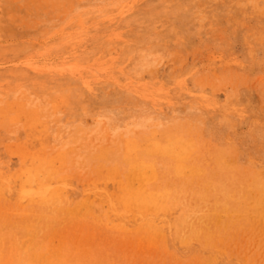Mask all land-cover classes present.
<instances>
[{"label":"rangeland","instance_id":"1","mask_svg":"<svg viewBox=\"0 0 264 264\" xmlns=\"http://www.w3.org/2000/svg\"><path fill=\"white\" fill-rule=\"evenodd\" d=\"M263 71L264 0H0L6 260L31 248L58 264H264ZM181 140L185 172L155 152ZM36 168L60 205L23 198ZM140 182L171 200L159 214L118 201Z\"/></svg>","mask_w":264,"mask_h":264},{"label":"bare ground","instance_id":"2","mask_svg":"<svg viewBox=\"0 0 264 264\" xmlns=\"http://www.w3.org/2000/svg\"><path fill=\"white\" fill-rule=\"evenodd\" d=\"M166 9V8H165ZM191 14V13H190ZM186 20V19H185ZM97 27V26H96ZM174 29V28H173ZM194 29V28H193ZM192 29V30H193ZM129 30V29H128ZM183 30V29H182ZM124 31H126V30H124ZM166 40V39H165ZM128 42V41H127ZM129 43V42H128ZM166 45V44H165ZM178 50V49H177ZM110 56V55H109ZM177 57H178V55H177ZM176 57V58H177ZM107 58H109V57H107ZM130 58V57H129ZM178 59V58H177ZM131 60V59H130ZM179 61V60H178ZM92 62H93V60H92ZM91 62V63H92ZM173 62V61H172ZM177 62V61H176ZM98 63V62H97ZM126 63V62H125ZM129 63V62H128ZM178 63V62H177ZM93 64V63H92ZM109 66V65H108ZM69 67V66H68ZM91 67V66H90ZM96 67V66H95ZM84 68V67H83ZM54 70V69H53ZM67 70V69H66ZM71 70V69H70ZM115 70V69H114ZM57 71V70H56ZM81 71V70H80ZM107 71V70H106ZM71 72V71H70ZM264 72V71H263ZM46 73V72H45ZM123 73V72H122ZM91 74V73H90ZM108 76H111V75H109L108 74ZM262 76V75H261ZM260 76V77H261ZM102 77V76H101ZM107 77V76H106ZM260 77H259V79H260ZM104 79V78H103ZM83 80H85V79H83ZM110 79H108V81H109ZM263 80V79H262ZM102 81V80H101ZM135 81V80H134ZM127 82V81H126ZM125 82V83H126ZM88 83V82H87ZM90 84V83H89ZM123 84V83H122ZM151 84V83H150ZM153 84H155V83H153ZM101 85V84H100ZM99 86V85H98ZM147 87V86H146ZM124 88V87H123ZM127 88V87H126ZM1 89V88H0ZM86 89V88H85ZM120 90V89H119ZM263 90V89H262ZM129 91V90H128ZM133 91V90H132ZM85 92V91H84ZM162 92V91H161ZM86 93V92H85ZM162 94V93H161ZM88 96V95H87ZM139 96V95H138ZM142 97V96H141ZM262 97H264V96H262ZM148 98V97H147ZM14 102V101H13ZM8 103V102H7ZM7 103H6V105H7ZM19 103V102H18ZM22 103V102H21ZM9 104V103H8ZM10 105V104H9ZM16 105V104H15ZM197 108V107H196ZM184 109V108H183ZM18 110H20L19 108H18ZM218 112V111H217ZM107 116V115H106ZM12 117V116H11ZM10 120V119H9ZM92 120V119H91ZM10 122H11V120H10ZM209 122V121H208ZM169 123V122H168ZM43 125V124H42ZM122 126V125H121ZM26 130V129H25ZM78 130V129H77ZM170 132V131H169ZM43 134V133H42ZM41 134V135H42ZM74 134H75V132H74ZM23 135V134H22ZM174 135V134H173ZM16 138V137H15ZM181 138V137H180ZM179 138V139H180ZM17 139V138H16ZM22 139V138H21ZM71 139V138H70ZM166 139H168V138H166ZM177 140V139H176ZM21 141V140H20ZM18 142V141H17ZM22 142V141H21ZM125 142V141H124ZM176 142V143H175ZM185 142V140L182 142V140L181 141H174V144L173 145H170V146H168V147H165L164 145L161 147L160 145H158L159 144V142H158V144L156 145V149L158 150V151H155V152H161V153H168V156H169V154L171 155V156H173L174 158H177V160H179L180 162H182V165L180 166V168H178V170L180 171V172H185L186 171V166L183 164L184 162H183V160H184V156L183 155H185L184 153H186V151L185 150H187L188 148H187V144L186 143H184ZM15 144V143H14ZM17 144V143H16ZM21 144V143H20ZM125 144H126V142H125ZM154 144H155V142H154ZM192 144V143H191ZM11 145V144H10ZM190 145V144H189ZM14 146V145H13ZM22 146V145H21ZM152 146H154V145H152ZM192 146V145H191ZM15 147V146H14ZM150 147V146H149ZM148 147V148H149ZM194 147V146H193ZM13 148V147H12ZM23 149V148H22ZM190 149H193L194 150V148H190ZM13 150V149H12ZM17 150V149H16ZM15 151V150H14ZM133 151V150H132ZM131 151V152H132ZM188 151H190V150H188ZM102 152V151H101ZM160 153V154H161ZM4 154V153H3ZM14 154V153H13ZM153 154V153H152ZM156 154V153H155ZM11 154H9V156H10ZM96 155V154H95ZM95 155H93V156H95ZM167 155V154H166ZM211 155V154H210ZM14 156V155H13ZM12 156V157H13ZM93 156H92V158H93ZM100 157V156H99ZM27 158V157H26ZM97 158V157H96ZM137 158V157H136ZM185 158H187V157H185ZM156 159V158H155ZM188 159V158H187ZM56 160H58V159H56ZM216 160V159H215ZM223 160V159H222ZM15 161H16V159H15ZM191 161V160H190ZM14 162V161H13ZM206 162V161H205ZM139 163V162H138ZM226 163V162H225ZM64 164V163H63ZM151 164V163H150ZM47 165V164H46ZM52 165V164H51ZM145 165V164H144ZM143 165V166H144ZM229 165V164H228ZM44 166V165H43ZM62 166V165H61ZM148 166L150 167V166H152V165H149L148 164ZM147 166V167H148ZM195 166V165H194ZM36 167V166H35ZM109 167V166H108ZM147 167H142V166H139V167H137V169L135 170L136 172H139V175H137L138 177H141L142 175H144L145 173V175H147L148 173L146 172V168ZM232 167H233V165H232ZM41 168H36V169H31V172H27L26 173V176H24L25 178L23 179V181H22V183H21V190H22V195H24V197L23 198H25V197H30V199H31V201L34 199V198H40V199H43V200H45V202L46 201H48V203H45V204H43V205H46V204H49V202H51L52 203V205L54 204H57V205H60V204H58V199H59V197L57 196V195H55V193L54 192H52L51 190H49L47 187H46V181L48 180V178L50 177V172H48L47 170H44L43 171V168H42V170H40ZM51 169V168H50ZM53 169V168H52ZM55 169V168H54ZM189 169V168H188ZM33 170V171H32ZM101 170H103V169H101ZM106 170H108V169H106ZM133 170V169H132ZM149 170H151V169H149ZM193 170V169H192ZM228 170V169H227ZM18 171H20V170H18ZM54 171V170H53ZM56 171V170H55ZM54 171V172H55ZM104 171V170H103ZM109 171H110V169H109ZM22 172V171H21ZM188 172V171H187ZM186 172V173H187ZM190 172H191V170H190ZM198 172V171H197ZM13 173V172H12ZM135 173V172H134ZM199 173V172H198ZM198 173H196L197 175H199ZM15 174H18V173H15ZM54 174H56V173H54ZM154 174H156L155 173V171H154ZM194 174V173H193ZM201 174V173H200ZM218 174V173H217ZM221 174V173H220ZM20 176H21V174H19ZM23 175V174H22ZM105 176H107L106 174H104ZM129 175V174H128ZM132 175V174H131ZM135 175H136V173H135ZM152 175H153V173H152ZM54 176V175H53ZM52 176V177H53ZM103 176V175H102ZM119 176V175H118ZM132 176H134V175H132ZM155 178H157V176H155V175H153ZM152 176V177H153ZM73 177V176H72ZM80 177V176H79ZM112 177V176H111ZM134 177H136V176H134ZM144 177V176H143ZM148 177V176H147ZM146 177V178H147ZM229 177V176H228ZM5 178V177H4ZM12 178H14V177H12ZM45 178L47 179V180H45ZM107 178V177H106ZM130 178V177H129ZM183 178V177H182ZM70 179H71V177H70ZM69 179V180H70ZM136 179V178H135ZM134 179V180H135ZM150 179H152V178H150ZM149 179V180H150ZM229 179V178H228ZM237 179V178H236ZM235 179V180H236ZM4 180V182L2 183V185H1V190H7V192H9L8 190H10V187H11V183H10V181L8 180V178H5V179H3ZM18 180V179H17ZM114 179H112L111 181H113ZM136 180H138V181H140L139 179H136ZM135 180V181H136ZM144 180H145V177H144ZM148 179L146 180L147 181V183H148V181H149ZM11 181H13V180H11ZM14 181H16V180H14ZM19 181V180H18ZM65 181V180H64ZM110 181V182H111ZM141 181H143V180H141ZM152 181H154V180H152ZM52 182V181H51ZM66 182H67V180H66ZM70 183H71V180L69 181ZM144 182V181H143ZM143 182H140L139 183V186L137 185V187H134L135 189L134 190H130L129 191V195L128 196H125V197H122V196H124L123 194H120L119 196H117V197H120V200L118 199V201L120 202V204L122 205V207L124 208V209H129V207L131 206V207H133V205L137 208V210H139L140 212H141V214L143 215V213H147V215H145V216H148V215H151V214H154L156 211L158 212V214L160 213V210H162V209H165V207H166V203L168 202L167 201V199L165 198V196H160V195H155L153 192L151 193V192H149L148 191V189L145 187V183L143 184ZM15 183H17V182H14V184ZM74 183H75V181H74ZM87 183V182H86ZM109 183V182H108ZM107 183V184H108ZM120 183L121 184H123L122 182H121V180H120ZM131 183V182H130ZM62 184H63V182H62ZM80 184V183H79ZM236 184H238V183H236ZM243 185H244V183H242ZM50 185V184H49ZM56 185V184H55ZM58 185V184H57ZM84 185V184H83ZM86 185V184H85ZM90 185V184H89ZM99 186H100V184H98ZM235 185V184H234ZM110 186V185H109ZM108 186V187H109ZM60 187V186H59ZM121 187V186H120ZM158 187V186H157ZM165 187V186H164ZM219 186H217V188H218ZM15 188V187H14ZM17 188V187H16ZM67 188V187H66ZM132 188V187H131ZM216 188V189H217ZM224 188V187H223ZM232 188V187H231ZM62 189H64L65 190V188L63 187ZM77 189V188H76ZM87 189V188H86ZM101 189V188H100ZM103 189V188H102ZM124 189V188H123ZM128 189V188H127ZM126 189V190H127ZM167 189V188H166ZM234 189V188H233ZM16 190V189H15ZM63 190V191H64ZM70 190H72V189H70ZM69 190V191H70ZM97 190H99V189H97ZM162 190V189H161ZM20 191V190H19ZM68 191V192H69ZM95 191V190H94ZM94 191H92V192H94ZM101 191H103V190H101ZM105 191V190H104ZM114 191V190H113ZM156 191V190H155ZM226 191V190H225ZM11 192V191H10ZM21 192V191H20ZM65 192H66V190H65ZM96 192V191H95ZM94 192V193H95ZM168 192H170V191H168ZM172 192V191H171ZM87 193V192H86ZM97 193V192H96ZM99 193V192H98ZM104 193V192H103ZM158 193V192H157ZM163 193V192H162ZM243 193V192H242ZM66 194V193H65ZM65 194H63L64 196H65ZM72 194V193H71ZM79 194H80V192H79ZM91 194H93V193H91ZM169 194V193H168ZM177 194V193H176ZM185 194V193H184ZM183 194V195H184ZM187 194V193H186ZM185 194V195H186ZM20 195V194H19ZM21 195V196H22ZM62 195V196H63ZM67 195V194H66ZM85 195V194H84ZM107 195V194H106ZM170 195V194H169ZM173 195V194H172ZM4 196H6V194H4ZM20 196V197H21ZM179 196V195H178ZM71 197V196H70ZM101 197V196H100ZM173 198H174V196H172ZM33 198V199H32ZM68 199H69V194H68V197H67ZM95 198V197H94ZM102 198V197H101ZM185 198V197H184ZM20 199V198H19ZM258 199V198H257ZM66 200V199H65ZM169 200V202L171 201L170 199H168ZM176 200V199H175ZM183 200V199H182ZM191 200V199H190ZM196 200V199H195ZM238 200V199H237ZM250 200V199H249ZM248 200V201H249ZM12 201V200H11ZM28 201V200H27ZM30 201V200H29ZM13 202V201H12ZM20 202H22V200L20 201ZM32 202H34V201H32ZM55 202H57V203H55ZM82 202V201H81ZM99 202H101V201H99ZM168 202V203H169ZM251 202H252V200H251ZM27 203H29V202H26V204ZM35 203V202H34ZM37 203V202H36ZM63 203V202H62ZM83 203V202H82ZM262 203H263V201H262ZM19 204V203H18ZM84 204V203H83ZM116 203H114L112 206H114ZM174 204H176V203H174ZM39 205V204H38ZM53 205V206H54ZM172 205V204H171ZM25 206V205H24ZM41 206H42V204H41ZM47 206V205H46ZM108 206H110V205H108ZM111 206V207H112ZM178 206V205H177ZM224 206V205H223ZM58 207V206H57ZM94 207V206H93ZM111 207H110V209H111ZM116 207V206H115ZM181 207V206H180ZM195 207V206H194ZM234 207V206H233ZM208 208V207H207ZM227 208V207H226ZM96 209V208H95ZM107 209H109V208H107ZM110 209H109V211H110ZM181 209V208H180ZM97 210V209H96ZM169 210V209H168ZM178 210V209H177ZM227 210V209H226ZM247 210V209H246ZM61 211V210H60ZM118 211H120V210H118ZM121 211H123V210H121ZM138 211V212H139ZM163 211H165V210H163ZM170 211V210H169ZM233 211V210H232ZM68 212V211H67ZM93 212V211H92ZM96 212V211H95ZM113 212V214H114V211H112ZM132 212V211H131ZM136 212V211H135ZM172 212V211H171ZM171 212L169 213V214H171ZM177 212V211H176ZM16 213V212H15ZM83 213V212H82ZM120 213V212H119ZM128 213V212H127ZM126 213V214H127ZM168 213V212H167ZM173 213V212H172ZM184 213V212H183ZM51 214H52V212H51ZM80 214V213H79ZM97 214H98V212H97ZM101 214V213H100ZM164 214V213H163ZM175 214V213H174ZM62 215V214H61ZM115 215V214H114ZM118 215V214H117ZM128 215V214H127ZM138 215H140V214H138ZM87 216V215H86ZM94 216V215H93ZM161 216V215H160ZM163 216V215H162ZM222 216V215H221ZM221 216H219V217H221ZM82 217V216H81ZM100 217V216H99ZM140 217V216H139ZM142 217H144V216H142ZM148 217H150V216H148ZM152 217V216H151ZM215 217H217V215L215 216ZM22 218V217H21ZM56 218V217H55ZM65 218H66V216H65ZM64 218V219H65ZM132 218V217H131ZM135 218V217H134ZM137 218V217H136ZM157 218V217H156ZM159 218V217H158ZM163 218H164V216H163ZM166 218V217H165ZM183 218V217H182ZM252 218V217H251ZM36 219V218H35ZM76 219V218H75ZM78 219V218H77ZM79 219H80V217H79ZM93 219V218H92ZM98 219V218H97ZM100 219V218H99ZM125 220H126V218H124ZM143 219H145V218H143ZM189 219V218H188ZM238 219H239V217H238ZM241 219H243V218H241ZM261 219H263V218H261ZM260 219V220H261ZM40 220V219H39ZM38 220V221H39ZM59 220H63V219H59ZM179 220H180V217H179ZM183 220H184V218H183ZM95 221V220H94ZM100 221V220H99ZM139 221V220H138ZM141 221V220H140ZM218 221V220H217ZM105 222V221H104ZM153 222V221H152ZM152 222H149V223H152ZM181 222V221H180ZM187 222V221H186ZM194 222V221H193ZM219 222V221H218ZM256 222V221H255ZM264 222V221H263ZM108 223V222H107ZM106 223V224H107ZM219 223H221V222H219ZM218 223V224H219ZM84 224V223H83ZM104 224V223H103ZM122 224V223H121ZM132 224H133V222H132ZM181 224V223H180ZM110 225V224H109ZM194 225V224H193ZM216 225V224H215ZM10 226V225H9ZM91 226V225H90ZM221 226V225H220ZM251 226V225H250ZM103 227V226H102ZM120 227H121V225H120ZM119 227V228H120ZM125 227V226H124ZM181 227H182V225H181ZM208 227V226H207ZM263 227V226H262ZM108 228V227H107ZM110 228H112V226H110ZM131 228V227H130ZM9 229V228H8ZM39 229V228H38ZM76 229V228H75ZM113 229H114V227H113ZM116 229V228H115ZM127 231L129 230V229H127V227L125 228ZM201 229V228H200ZM80 230V229H79ZM125 230V231H126ZM169 230V229H168ZM183 230V229H182ZM78 231V230H77ZM122 231H124V230H122ZM144 231V230H143ZM187 231V230H186ZM202 231H204V229L202 230ZM206 231V230H205ZM88 232V231H87ZM91 232V231H90ZM130 232V231H129ZM179 232V231H178ZM181 232V231H180ZM224 232V231H223ZM252 232V231H251ZM255 232V231H254ZM260 232V231H259ZM74 233V232H73ZM78 234H79V232H77ZM92 233H93V231H92ZM138 233V232H137ZM141 233H142V231H141ZM140 233V234H141ZM170 233V232H169ZM172 234H173V232H171ZM170 233V234H171ZM187 233V232H186ZM186 233H185V235H186ZM195 233H196V230H195ZM263 233V232H262ZM78 234H76V235H78ZM139 234V233H138ZM167 234V233H166ZM178 234H180V233H178ZM40 235V234H39ZM87 235H89V234H87ZM91 235V234H90ZM93 235V234H92ZM122 235V234H121ZM120 235V236H121ZM128 235H131V234H128ZM127 235V236H128ZM137 235V234H136ZM135 235V236H136ZM143 235V234H142ZM141 235V236H142ZM169 235V234H168ZM174 235V234H173ZM184 235V234H183ZM184 235V236H185ZM188 235V234H187ZM195 235V234H194ZM198 235H199V233H198ZM247 235V234H246ZM32 236V234L30 233L29 234V238ZM82 237H86V236H84V235H81ZM96 235H94V237H95ZM100 236V235H99ZM98 236V237H99ZM134 236V237H135ZM150 236V235H149ZM205 236V235H204ZM227 236V235H226ZM51 237V236H50ZM75 237V236H74ZM73 237V238H74ZM78 237H80L79 235H78ZM102 237H104V236H102ZM116 237V236H115ZM118 237V236H117ZM121 237H123V236H121ZM170 237V236H169ZM177 237H179V236H177ZM221 237V236H220ZM235 237V236H234ZM44 238V237H43ZM87 239H89L90 237H86ZM120 238V237H119ZM123 238H125V237H123ZM136 238V237H135ZM139 238V237H138ZM150 237H148V240H150L149 239ZM153 238V237H152ZM166 238V237H165ZM174 238V237H173ZM181 238V237H180ZM199 238V237H198ZM256 238H257V236H256ZM80 240H81V237L79 238ZM79 239H77V241L79 240ZM91 239H94V238H91ZM90 239V240H91ZM130 239H131V237H130ZM164 239V238H163ZM177 239V238H176ZM190 239V238H189ZM197 239V238H196ZM220 239V238H219ZM237 239V238H236ZM15 240V239H14ZM22 240H23V238H22ZM86 240V239H85ZM107 240V239H106ZM117 240H121V239H117ZM125 240H127V239H125ZM134 240V239H133ZM136 240V239H135ZM134 240V241H135ZM145 240V239H144ZM156 240V239H155ZM154 240V242H156ZM168 240V239H167ZM178 240V239H177ZM184 240V239H183ZM182 240V241H183ZM191 240V239H190ZM255 240V239H254ZM0 241H2V239L0 240ZM50 241H51V239H50ZM57 241V240H56ZM73 241V240H72ZM86 241H88V240H86ZM93 241V240H92ZM123 241V240H122ZM137 241V240H136ZM135 241V242H136ZM147 241V240H146ZM189 241V240H188ZM188 241H187V243H188ZM223 241V240H222ZM221 241V242H222ZM75 242V241H74ZM74 242H73V244H74ZM79 242V241H78ZM82 242V241H81ZM80 242V243H81ZM88 242H90V241H88ZM135 242H134V244H135ZM143 241H141V243H142ZM165 242H167L166 240H165ZM173 242H174V240H173ZM199 242H200V240H199ZM230 242V241H229ZM2 243V242H1ZM0 243V244H1ZM23 243V242H22ZM86 243V242H85ZM97 243H98V241H97ZM105 243H106V241H105ZM123 243H125V242H123ZM127 243V242H126ZM138 243H140V242H138ZM146 243V242H145ZM157 243V242H156ZM159 243V242H158ZM170 243V242H169ZM171 243H172V241H171ZM190 243V242H189ZM207 243V241L205 242V244ZM243 243V242H242ZM257 242H255V244H256ZM26 244V246H28L27 245V242L25 243ZM79 244V243H78ZM82 244V243H81ZM131 244H132V242H131ZM163 244H164V242H163ZM184 244V243H183ZM221 244V243H220ZM83 245V244H82ZM86 245V244H85ZM84 245V246H85ZM90 244H87V246H89ZM122 245V244H121ZM130 245V244H129ZM191 245V244H190ZM252 245V244H251ZM76 246V245H75ZM100 246V245H99ZM144 246H145V244H144ZM165 246V245H164ZM167 246V245H166ZM169 246V245H168ZM206 246V245H205ZM205 246H203V247H205ZM212 246V245H211ZM61 247H62V245H61ZM121 247V246H120ZM123 247V246H122ZM184 247H186L185 245H184ZM198 247V246H197ZM216 247V246H215ZM262 247V246H261ZM25 248H28V247H25ZM75 248V247H74ZM78 248V247H77ZM119 248V247H118ZM125 248V247H124ZM144 247H142V249H143ZM152 248V247H151ZM160 248V247H159ZM171 248V247H170ZM251 248V247H250ZM71 249V248H70ZM96 249H98V248H96ZM122 249V248H121ZM132 249H134V246L132 245V248H131V251H132ZM162 249V248H161ZM182 249V248H181ZM184 249V248H183ZM187 249H190L191 250V248H188V246H187ZM214 249V248H213ZM222 249V248H221ZM72 250V249H71ZM76 250V249H75ZM125 250V249H124ZM129 250V249H128ZM135 250V249H134ZM160 250V249H159ZM196 250V249H195ZM200 250H201V247H200ZM208 250V249H207ZM88 252V250H85V252ZM137 251V250H136ZM140 251H141V248H140ZM149 251H151L150 249H149ZM149 251L147 252V253H145L144 251V253L145 254H148L149 253ZM164 251V250H163ZM166 251V250H165ZM174 251V250H173ZM192 251V250H191ZM224 251V249L222 250V252ZM26 252L29 254L28 256H27V258L25 259V260H23V259H19L18 260V262L16 263V264H58L55 260H51V256H49V257H46V256H44V255H42V254H38L39 252H34V253H32L33 252V249H31L30 248V251H28V249H26ZM124 252V251H123ZM125 252H127V248H126V251ZM139 252V251H138ZM184 252V251H183ZM190 252V251H189ZM205 252V251H204ZM214 252V251H213ZM218 252V251H217ZM32 253V254H31ZM71 253H73V251L71 252ZM96 253V252H95ZM95 253H94V256H95ZM109 253V252H108ZM128 253V252H127ZM133 253V252H132ZM159 253H162V252H159ZM167 253V252H166ZM257 253V252H256ZM20 254V253H19ZM90 254V253H89ZM131 254V253H130ZM134 254V253H133ZM176 254V253H175ZM204 253H202V255H203ZM218 254V253H217ZM7 255V254H6ZM75 255L76 254H74L73 256L75 257ZM80 255V254H79ZM140 255V254H139ZM138 254H137V256H139ZM169 255V254H168ZM170 255H171V253H170ZM183 255V254H182ZM214 255V254H213ZM224 255V254H223ZM247 255V254H246ZM59 256V255H58ZM76 256H78V255H76ZM86 256H88V253H87V255ZM129 256V255H128ZM161 256H162V254H161ZM177 256V255H176ZM175 256V257H176ZM187 256V255H186ZM204 256V255H203ZM219 256V255H218ZM52 257H54L53 255H52ZM107 257V256H106ZM135 257V256H134ZM221 257H222V255H221ZM225 257V256H224ZM233 257V256H232ZM108 258V257H107ZM133 258V257H132ZM151 258V257H150ZM218 258V257H217ZM220 258V257H219ZM256 258V257H255ZM197 259V258H196ZM224 259V258H223ZM227 259V258H226ZM232 259V258H231ZM238 259V258H237ZM245 259V258H244ZM151 260V259H150ZM182 260V259H181ZM221 260V259H220ZM233 260V259H232ZM232 260H231V262H232ZM254 260V259H253ZM165 261V260H164ZM212 261V260H211ZM224 262H225V260H223ZM227 261V260H226ZM235 261V260H234ZM238 261V260H237ZM72 262V261H71ZM127 262V261H126ZM133 262V261H132ZM131 262V263H132ZM191 262V261H190ZM208 262H210V260L208 261ZM207 262V263H208ZM239 262V261H238ZM263 262V261H262ZM164 263H166V262H164ZM237 263V262H236ZM235 263V264H236ZM245 263V262H244ZM0 264H13L10 260H6V257L4 256V254L2 253V250L0 249ZM139 264V263H138ZM218 264V263H217ZM229 264V263H228ZM234 264V263H233Z\"/></svg>","mask_w":264,"mask_h":264}]
</instances>
